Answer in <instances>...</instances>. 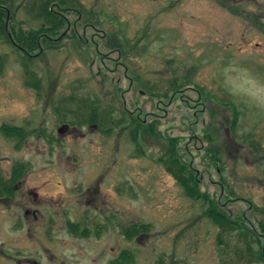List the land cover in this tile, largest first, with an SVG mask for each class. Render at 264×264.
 <instances>
[{
  "label": "rangeland",
  "instance_id": "obj_1",
  "mask_svg": "<svg viewBox=\"0 0 264 264\" xmlns=\"http://www.w3.org/2000/svg\"><path fill=\"white\" fill-rule=\"evenodd\" d=\"M12 1L0 32L40 33L28 0ZM78 2L33 57L40 89L0 38V168L26 165L0 198V264H114L125 251L131 264H264V109L228 90L243 89L242 69L264 81V25L233 0ZM110 33L131 50L106 47ZM96 103L100 123H86ZM6 124L26 130L20 145ZM168 148L197 199L167 170Z\"/></svg>",
  "mask_w": 264,
  "mask_h": 264
},
{
  "label": "trees",
  "instance_id": "obj_2",
  "mask_svg": "<svg viewBox=\"0 0 264 264\" xmlns=\"http://www.w3.org/2000/svg\"><path fill=\"white\" fill-rule=\"evenodd\" d=\"M14 1H12V3ZM78 3H79L78 0H28L27 3L25 4V9L28 15L31 14L32 18L38 20L39 23L41 24V27L39 28L41 30L40 33L37 32V30H32L31 34L28 33V35H24L23 33H20L21 35H18L16 33V30L13 29L12 31L13 37H11L9 36L8 33L0 32L1 33L0 38H4L5 41L10 45H12V47L18 53L17 54L18 59L22 64V66L24 67L26 75L28 76L26 82L28 86H32L36 89H40L41 82L40 79H38L40 77L36 75V71H34L33 69V59H34L33 57L35 56L36 51L38 49L40 50V47L42 48L44 47V44H47L46 42L47 39L51 42L52 37L58 36L59 35L58 32L66 26L67 21L65 17L61 14V11L66 9L71 10L69 8L74 7L77 12L82 14L83 12L82 7L81 5H78ZM5 5L6 4L4 0H0V31H2L3 29L5 31V27L7 25L6 10H10ZM11 7L13 8L14 5H12ZM107 39L108 41H106L105 45L106 47L112 50L117 49L120 52L123 51L129 52L131 50V47L129 45L130 44L129 39L117 38V35L114 33H110ZM6 58H7L6 54L0 55V76L3 74L6 68V64H7ZM178 80L179 79L175 77L171 79L169 83L171 84V86L176 88V86L179 85L177 83ZM190 81L191 80L188 77L182 78V82H185L186 84H188ZM86 107L89 106L86 105ZM98 107H99V103L97 105H94L93 108L90 106V109L92 108L90 113L94 115L86 123H92V122L100 123L98 114L96 112ZM235 120H237V118ZM133 121L137 123L136 120ZM132 124L136 127V125L133 122ZM15 128L18 130L13 131ZM1 132L7 138L16 140L17 146L21 144V142L23 141V137L26 134V130L23 127L12 126L7 124L6 127L4 125L1 127ZM169 150L170 148H168L166 153L170 155ZM170 152L172 153L170 156H172L173 158H171V160L169 161L170 163L168 164L165 163L167 164L166 165L167 170L175 176V178L183 185V187L186 188L187 193L191 197L197 199L198 197H200V194L197 193L198 185L196 179L193 178L190 172L188 171V169H186L185 164L179 160V158L177 157L178 156L177 152L174 150ZM167 160H169V158H167ZM25 168L26 165H24L21 162H16L12 166L11 171L9 173L10 175L8 177H6V175L2 173V170L0 168V198L14 196L15 184L21 179L23 174L26 172L24 170ZM193 179L195 180V184L193 182ZM209 214H211V217L214 218L215 220L219 219V222L220 220H223V224H224L223 228H229V225L232 223L230 218H227L226 215L225 218L227 222L223 218H218L214 216L213 213H209ZM139 226H143V225L141 224ZM130 228L132 227L126 228L127 236L129 234ZM226 232L228 233L230 232V230H227ZM260 254L261 253L258 254V257H260ZM130 255L131 257L128 259V256L126 255V251L123 252L121 256L122 258H124L125 261L123 259H116L114 261V264H131V260L133 261L134 256L133 254ZM261 256L263 255L261 254Z\"/></svg>",
  "mask_w": 264,
  "mask_h": 264
},
{
  "label": "clouds",
  "instance_id": "obj_3",
  "mask_svg": "<svg viewBox=\"0 0 264 264\" xmlns=\"http://www.w3.org/2000/svg\"><path fill=\"white\" fill-rule=\"evenodd\" d=\"M243 73V89H233L229 87V92L233 96L243 97L250 104L257 108L264 109V81L258 79L255 75L250 73L247 69H242ZM11 224H5L4 230L8 235H15L10 231Z\"/></svg>",
  "mask_w": 264,
  "mask_h": 264
},
{
  "label": "flooded vegetation",
  "instance_id": "obj_4",
  "mask_svg": "<svg viewBox=\"0 0 264 264\" xmlns=\"http://www.w3.org/2000/svg\"><path fill=\"white\" fill-rule=\"evenodd\" d=\"M236 4L235 9L238 10V12H240L241 16H247L246 17V21L250 24L254 23V25H257V27H259L260 25H264V9L259 10L258 12L256 10H254L255 12H250L249 10L252 9H248L247 7L243 6V1L244 0H233ZM256 2H261L264 6V0H250L249 3H251L252 8L254 9V4H256ZM251 15H253V19L251 18ZM239 18V17H238ZM234 122H236V120H234ZM32 260L31 262L34 263H39V260L36 259H30ZM41 263H44V261H41Z\"/></svg>",
  "mask_w": 264,
  "mask_h": 264
},
{
  "label": "water",
  "instance_id": "obj_5",
  "mask_svg": "<svg viewBox=\"0 0 264 264\" xmlns=\"http://www.w3.org/2000/svg\"><path fill=\"white\" fill-rule=\"evenodd\" d=\"M66 126L67 125H63V126H61L59 129H58V131H59V133H64L65 131H66Z\"/></svg>",
  "mask_w": 264,
  "mask_h": 264
}]
</instances>
